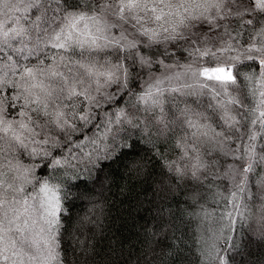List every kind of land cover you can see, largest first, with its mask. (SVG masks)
<instances>
[{"label":"snow or ice","instance_id":"snow-or-ice-1","mask_svg":"<svg viewBox=\"0 0 264 264\" xmlns=\"http://www.w3.org/2000/svg\"><path fill=\"white\" fill-rule=\"evenodd\" d=\"M0 264H264V0H0Z\"/></svg>","mask_w":264,"mask_h":264},{"label":"trees","instance_id":"trees-1","mask_svg":"<svg viewBox=\"0 0 264 264\" xmlns=\"http://www.w3.org/2000/svg\"><path fill=\"white\" fill-rule=\"evenodd\" d=\"M146 189L147 184L137 182L134 178L130 180L122 168L117 170L115 184L112 186L111 192L105 193V196L114 205L110 214L113 221L110 235H114V239L117 242L116 247L119 246L118 242L122 240H126V243L134 242L135 238L131 235V231H134V229L130 230L129 227H121L125 221L120 217L123 215V209L129 201H135L137 198L143 199V193ZM181 199L183 198L181 197ZM172 207L175 210L176 205L173 203ZM127 224L131 225V220H128ZM180 234L179 232L177 233L178 236Z\"/></svg>","mask_w":264,"mask_h":264}]
</instances>
